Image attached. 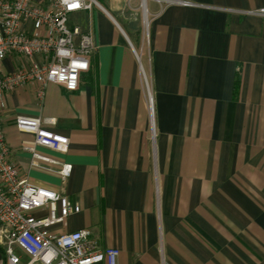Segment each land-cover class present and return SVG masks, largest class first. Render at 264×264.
Segmentation results:
<instances>
[{"label":"crops","instance_id":"obj_1","mask_svg":"<svg viewBox=\"0 0 264 264\" xmlns=\"http://www.w3.org/2000/svg\"><path fill=\"white\" fill-rule=\"evenodd\" d=\"M99 1L109 16L93 11L97 51L78 90L51 84L39 101L29 85L2 100L20 176L80 208L50 230H87L118 264H264V16L251 13L264 0H147L148 42L140 0ZM19 115L69 138L65 154L38 149L70 164L68 179L30 167Z\"/></svg>","mask_w":264,"mask_h":264},{"label":"built area","instance_id":"obj_2","mask_svg":"<svg viewBox=\"0 0 264 264\" xmlns=\"http://www.w3.org/2000/svg\"><path fill=\"white\" fill-rule=\"evenodd\" d=\"M146 1L140 0L139 10L144 40L148 42ZM152 1L162 7L192 5L178 0ZM95 9L109 16L97 0H0V247L4 264H118L119 250L97 248L87 230L60 234L50 230L79 213L80 208L55 191L20 176L10 159L1 118L4 95L18 88L34 86L39 101L51 84L70 93L78 90L80 76L89 71L97 51ZM251 13L264 16V9ZM135 57L143 73L136 53ZM8 58L15 63L10 73L1 70ZM143 80L153 129V98L144 73ZM54 124L53 119L24 115L15 118L16 129L33 137L31 144L22 148L30 154V167L66 180L72 166L38 150L60 154L68 151L69 138L52 131ZM40 210L45 212L44 217L35 215Z\"/></svg>","mask_w":264,"mask_h":264},{"label":"rangeland","instance_id":"obj_3","mask_svg":"<svg viewBox=\"0 0 264 264\" xmlns=\"http://www.w3.org/2000/svg\"><path fill=\"white\" fill-rule=\"evenodd\" d=\"M99 1V0H98ZM100 2V1H99ZM138 57H139V59L141 60V53L139 52L138 54ZM141 62V61H140ZM141 63H143V64H141V67H142V71H143V73L145 74V76L147 77V72H146V69L144 68V62L142 61ZM143 73L141 72V70H139V74H140V78L142 79V82H144V80H143Z\"/></svg>","mask_w":264,"mask_h":264}]
</instances>
